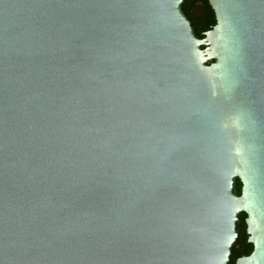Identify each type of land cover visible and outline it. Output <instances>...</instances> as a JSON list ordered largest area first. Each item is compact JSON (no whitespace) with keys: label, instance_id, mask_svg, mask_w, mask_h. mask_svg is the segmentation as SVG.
Here are the masks:
<instances>
[{"label":"water","instance_id":"obj_1","mask_svg":"<svg viewBox=\"0 0 264 264\" xmlns=\"http://www.w3.org/2000/svg\"><path fill=\"white\" fill-rule=\"evenodd\" d=\"M0 264H264V0H0Z\"/></svg>","mask_w":264,"mask_h":264}]
</instances>
